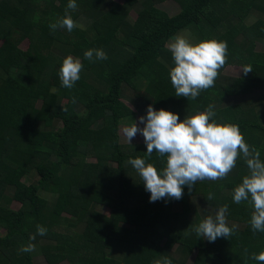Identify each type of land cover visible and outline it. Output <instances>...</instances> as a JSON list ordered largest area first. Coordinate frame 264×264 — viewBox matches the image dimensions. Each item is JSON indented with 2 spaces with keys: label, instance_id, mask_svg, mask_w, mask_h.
Wrapping results in <instances>:
<instances>
[{
  "label": "trees",
  "instance_id": "1",
  "mask_svg": "<svg viewBox=\"0 0 264 264\" xmlns=\"http://www.w3.org/2000/svg\"><path fill=\"white\" fill-rule=\"evenodd\" d=\"M166 1L173 15L161 10ZM68 3L0 0V264H264L252 259L264 251V232L250 225L253 207L232 199L249 174L242 154L226 178L150 202L129 160L162 170L165 158L119 137L149 105L181 121L212 106V119L238 125L264 162V0H75V10ZM66 12L84 29L52 30ZM177 34L227 43L215 86L194 100L171 85L167 43ZM89 49L107 59H86ZM69 55L83 65L70 89L59 79ZM229 67L240 76L224 74ZM125 92L139 105H125ZM223 205L233 234L214 242L197 235L202 207L216 213ZM29 244L34 251L20 250Z\"/></svg>",
  "mask_w": 264,
  "mask_h": 264
},
{
  "label": "clouds",
  "instance_id": "2",
  "mask_svg": "<svg viewBox=\"0 0 264 264\" xmlns=\"http://www.w3.org/2000/svg\"><path fill=\"white\" fill-rule=\"evenodd\" d=\"M75 0H69L68 9L75 10ZM52 30L57 27L84 29L83 24L75 22L67 12L56 23L50 24ZM167 48L172 55L174 67L169 69V77L175 96L196 99L201 91L215 86V80L220 69L227 60V43L217 40H202L193 44L186 36L177 34L170 38ZM106 60L107 54L102 49H89L84 57L92 60ZM83 65L78 58L69 55L63 58L59 79L65 88H72L80 79ZM245 75L252 72L251 66L244 67ZM56 91L55 88L52 89ZM212 106L204 112L185 116L181 121L177 114L164 109L154 110L147 107L146 116L139 117L137 126H124L122 133L127 143L141 134L146 145V153H158L165 158V166L158 170L153 164L146 163L143 158L130 159L129 163L138 172L145 190L150 193V202L164 198L179 200L183 196V186L189 189L199 180L216 181L224 179L236 166V161L243 155L249 174L244 176L242 183L236 186L232 199L239 204L249 201L253 207L250 225L253 231L264 232V162L260 160V153L245 142L239 126L236 124L219 123L214 117ZM209 199L212 196L209 195ZM228 206L223 205L215 213L209 215L195 228L197 235L209 242L219 237L233 234L235 226L228 227L226 213ZM37 234L44 236L47 229L37 225ZM35 240V236L30 237ZM22 252L35 250V245L22 246ZM252 259L264 262V251L253 254ZM155 264H172L170 258L156 261Z\"/></svg>",
  "mask_w": 264,
  "mask_h": 264
},
{
  "label": "rangeland",
  "instance_id": "3",
  "mask_svg": "<svg viewBox=\"0 0 264 264\" xmlns=\"http://www.w3.org/2000/svg\"><path fill=\"white\" fill-rule=\"evenodd\" d=\"M117 2H122V0H116ZM118 39H121L120 36L118 37ZM1 43V42H0ZM20 47L22 49H25L27 47V42L24 41ZM224 74H226L227 76H231V77H237V76H240L241 74V69L240 68H235V67H229L227 69H225L224 71ZM129 109H131L130 107H128ZM134 122L137 123V126L140 127V128H143V124H140L139 123V120L136 119ZM119 137L120 139L125 142V144H127V140L125 138V136L123 135L122 131L119 132ZM140 143H144V139H143V136L139 133H137V135L135 136V138H133L131 141H130V144H140ZM10 207L14 210H16L17 208H19V206L17 204H14L12 203L10 205ZM200 211V210H199ZM202 212H204V217H208L209 215L215 217V211L211 210L210 208H206V207H202ZM101 214L103 215H107V210L106 209H103L101 210ZM189 263H191L192 259L190 258L189 260ZM40 264V263H39Z\"/></svg>",
  "mask_w": 264,
  "mask_h": 264
},
{
  "label": "crops",
  "instance_id": "4",
  "mask_svg": "<svg viewBox=\"0 0 264 264\" xmlns=\"http://www.w3.org/2000/svg\"><path fill=\"white\" fill-rule=\"evenodd\" d=\"M160 8L162 11L166 12L169 15H173L175 13V10H176V6L173 4L172 1L163 2V4L160 5ZM127 27H128V23H127ZM124 96L125 97L123 98V102L125 105H127V106L139 105V101L137 99H135L134 97H132L130 92H125Z\"/></svg>",
  "mask_w": 264,
  "mask_h": 264
}]
</instances>
